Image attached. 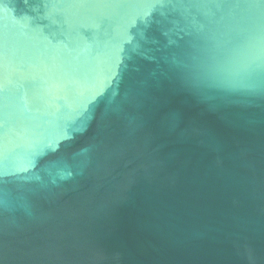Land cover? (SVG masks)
<instances>
[{"label":"water","instance_id":"water-1","mask_svg":"<svg viewBox=\"0 0 264 264\" xmlns=\"http://www.w3.org/2000/svg\"><path fill=\"white\" fill-rule=\"evenodd\" d=\"M0 264H264V0H0Z\"/></svg>","mask_w":264,"mask_h":264}]
</instances>
